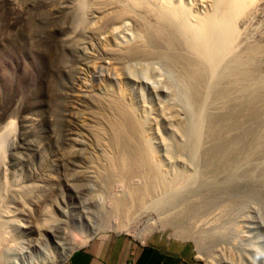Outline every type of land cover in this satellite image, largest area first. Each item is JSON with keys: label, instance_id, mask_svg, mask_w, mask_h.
<instances>
[{"label": "rangeland", "instance_id": "obj_1", "mask_svg": "<svg viewBox=\"0 0 264 264\" xmlns=\"http://www.w3.org/2000/svg\"><path fill=\"white\" fill-rule=\"evenodd\" d=\"M76 1L0 0V132L4 127L9 128L0 156V232L3 231L5 236V245L16 249L13 252L17 253V259H21L20 253L32 256L40 255L42 251L61 253V250L71 249V254L90 242L117 236L135 243H184L190 248L195 264H264V190H261L264 187L260 178V183L256 180L261 191L257 189L256 180L248 184L241 181L244 183L241 184L242 188L238 182L233 187L235 189L221 192L217 197L219 202L213 199L214 196L208 198L214 200L215 205H211L213 201L209 203L208 199L204 202L196 198L200 199V203L193 202L190 196L199 194L191 191V205L188 208L187 193L177 192L180 195L175 194L177 198L171 200L173 205L170 209H182L175 218L180 222H174L175 219L172 221L171 216L167 215L169 206L165 202L158 205V212L153 209L152 203L127 209L130 204L127 202L128 184L117 174L118 169L109 166V160H115V151L107 138L111 122V114L105 107L108 97L121 98L124 106L135 111V120L144 132L147 131L143 132L145 144L156 152L153 151L154 161L163 183L170 181V184L181 174L187 176L189 181L195 178L192 185L182 182L181 186L187 185L185 188L180 189L179 184L177 187L180 192L195 190L199 185V172L203 170L202 162L194 165L196 159L193 160L188 152L187 146L192 139L190 129L187 133L184 130L189 127L183 129L194 119L186 106L188 95L180 89L181 84L177 79L182 71L173 64L171 56L167 57L164 50L159 48L153 49L151 54L134 58L129 53L123 56L120 51L115 52L114 45L127 42L129 38L126 34H133V28L129 24L115 23L113 14L109 15L110 10L106 15L101 12L104 6L101 2L106 0H98L99 3L96 0L84 1L90 15L85 17L82 25L77 18ZM115 1L116 5L120 3ZM186 1L183 0L184 3ZM192 1L185 4L189 6ZM253 5L255 7L251 6L249 16L254 19L257 15V20L250 19V16L237 27L240 34L237 45L240 46H236L237 51L239 47L240 50L236 53L239 54L246 52L248 47L264 46V0H253ZM248 21L253 24H248ZM242 55L240 61L247 57L245 53ZM262 55L264 53L258 57L261 59ZM146 56L153 59H145ZM245 59L243 62L249 61ZM261 60L263 63L259 60L261 64L258 61L255 65L259 73H264V57ZM104 66H108V70ZM174 113L176 117L172 116ZM178 137L183 139L182 143ZM166 142H169L170 147L168 143L166 146ZM180 144L183 153L174 152ZM203 144L201 142V146ZM166 147L171 150L169 155ZM176 153L182 155L179 157ZM257 159L253 165L257 175L261 176L258 169L264 170V162L261 164L264 158ZM91 160H94V164ZM255 163H259L258 166ZM242 164V171L250 165L249 161L247 166ZM90 165H94L97 171L93 169L94 177L86 178L84 170ZM238 168V171L244 172ZM99 173L103 177L101 180L95 177ZM220 195H224L226 200ZM150 197L155 199L158 196ZM224 201L231 208L228 206L221 213L216 209V203L220 205ZM144 210L147 211L145 214ZM110 224L124 227L114 232L107 229ZM179 225L187 228L191 225L195 235L204 230L210 233L207 236L208 233H200L206 236L204 242L200 241L205 244V247L200 248L201 255L197 252L199 249L195 242L185 238L187 234L181 237L176 233L175 227ZM90 232L96 234L86 244H82ZM68 258L47 264H61Z\"/></svg>", "mask_w": 264, "mask_h": 264}, {"label": "bare ground", "instance_id": "obj_2", "mask_svg": "<svg viewBox=\"0 0 264 264\" xmlns=\"http://www.w3.org/2000/svg\"><path fill=\"white\" fill-rule=\"evenodd\" d=\"M84 1L86 0L76 1V4L78 6L77 12L79 13V15H77L79 17L77 18H79V23L82 22V25H83V20H85V17H87L89 14L87 13L89 11L86 10L87 9L85 5L86 2ZM96 1L98 2V0ZM106 1L101 2L104 5L102 6L101 4L102 7L100 6L101 12H104L106 15V12H109L108 10H110L109 15H111V13L113 14L112 19L115 23H120V24L123 23L126 25L129 24L134 31L133 34L130 33L126 34L128 35L129 40L127 42L124 41L125 44L117 42L114 45L116 50L115 52L120 51V54L123 56L129 53L131 57L134 58L141 55L144 56L145 54H151L152 52H154L153 49L155 48H157V50L163 49L165 55H168L167 57L171 56L170 58H172V61H174L173 64L174 63L176 64L177 69L178 67L181 69V70L179 69L180 71H182L180 72L181 75H178L179 78L177 79L179 81V85L181 84L180 89L181 90L183 89L182 90L183 93L188 95L187 100H185L187 101L186 106H188V110H191L190 116L191 118L193 117L194 119L190 123V125L183 126L184 127L183 129L189 127L184 131H186L187 133V131H189L190 129V132L192 134L190 135L192 139L189 137V141L191 139L190 141L191 143L189 146H187V148L189 150L188 152H190L191 154L189 155L192 156L193 160L195 158L196 162L195 164L191 161L190 162L196 165L199 164L201 161L203 166L202 167L203 170L199 172V177H198L199 185L195 190H181L180 192L179 188L177 187L179 184L181 189V187L185 188L189 184L192 185L195 180V178H193V180L191 179L192 180L191 182V180L189 181V178H187V176H183V174H181L182 176L178 175V177L175 178L177 180L172 181L170 184H169L170 181L168 183H163L164 181L161 176V172L158 169V165L155 164L154 161L153 153L155 151L153 148L152 149L154 152L150 150L151 148L149 149V147L147 146V144H145L143 139V134L147 131L144 132L143 129L141 128V125L135 120L134 118L135 115H133L135 111L132 112L133 109L131 110L127 108V106H124L125 104L123 105V103H121L120 101L121 98H117L118 96L115 97L118 100L113 99L114 96L111 94L113 98L108 97V100L105 103V107L107 111L111 114V122L109 125V132H107V138L110 146L115 151L114 154L115 160L114 161L109 159L108 160L110 162L109 166L110 167L114 166L116 169H118L117 174H120L124 178V181L128 184L127 187L129 189V192L127 195L129 196V200L127 202L130 204L127 205V209L129 210L133 208L134 205L136 208H139L143 206L142 205L143 203L147 205L152 203L151 205L153 206V209L157 210L156 212H158L159 209L158 205L159 204L162 205L161 202H165V204L167 203L169 206L168 207L169 210H167L166 208L167 215L171 216V220L173 221L177 217V215L179 216L180 212L182 211V209L179 207L176 210L170 209L172 208L173 205L171 200H173L175 194L180 195L181 193H185V194L187 193L188 195L187 198H189V194L191 191H195V192L197 191L199 195L190 194L191 195L190 197L194 199L193 202L199 201L200 199L204 202H207V199L210 197L212 199L213 196H214L213 198L214 200L215 198L217 199V197H219V194L221 192H225L235 187L236 185L239 184L238 182H240L239 185L241 186V184L243 183L241 181H244L246 184H248L257 179L258 182L260 183L259 181L260 178V180H262L261 185H263L264 187V175L262 172L264 170L262 169L261 171V169L256 168L260 170L259 172H261L262 174L261 176H258L257 175L258 172H255V166L253 165L254 164L253 161L255 162L258 161L259 158L257 159V157H260L261 159L264 158L263 157L264 156V73H259V71H257L256 69L257 66L255 65L256 63H258L259 60L262 62L261 59L264 56L262 55L263 57L261 59L259 57H261V54L264 53V46L257 45L255 47H248V49H245L246 52L244 51V53L245 56L247 57L246 59L245 58L244 59L247 60L248 58L249 60L248 62L251 63H248L246 61L243 62L244 59L242 61L239 60V57L240 59H242L240 55L244 54L242 51H241L242 54L236 53L239 52L240 50L239 47V50L237 51L238 48L237 46H240L237 45L238 37H240L237 27H239V25H242V23H244V21L251 16V15L249 16V12L252 7H255L253 5V0H193L189 6L187 4L189 3L190 0L187 1L184 0L186 1L185 3L188 2L187 4H185L183 0H117L120 1L118 5H116L115 0H114L115 3L113 2V0L112 1L109 0L107 2ZM112 8H114V11H112ZM254 15L255 14H253V17ZM256 16L257 15H255V17ZM255 17L253 19L251 16L250 19L256 21L257 19H255ZM102 20L103 19H101L100 22ZM250 23L251 22H249L248 24ZM251 24H253V22ZM244 25L243 27L245 28L246 25L245 26ZM79 28L80 27H78V29ZM106 28L104 30H106ZM253 37L254 36H252V38ZM237 54L239 56H237ZM130 55L128 56L130 57ZM128 56H126L127 59ZM147 56L145 57V59L146 58L148 59ZM155 56L156 55L154 53V57ZM256 56L259 57L257 58ZM126 57L123 59H126ZM150 58L153 59V57H149L148 60H151ZM254 58L258 60H255ZM140 59H144V57L143 58L141 57ZM260 61L258 64H261ZM107 67L105 68L107 69ZM179 70H177V72ZM143 105L142 107L145 108V105L144 106ZM210 110L213 112H210ZM175 115L176 114L174 113V115L172 116ZM186 124H188V122ZM8 131L9 128L6 127L5 129L4 127L0 132V156L2 154V150H3L2 148L5 144ZM190 132L188 134H190ZM188 134H186V136ZM179 139L182 140L180 141L182 143L183 139L182 138ZM205 139H208V141H206ZM145 141H147L146 138ZM186 141L188 142L187 139ZM201 142L204 143L202 146H201ZM167 143L168 146L170 147L169 142H166V146ZM171 143L173 144L174 142ZM182 148L183 146H181L180 144L179 147L174 149V152L183 153L181 152ZM166 149H168V147H166ZM169 151L171 150L169 149L166 150L167 154ZM174 152H171V154H173ZM176 154H178L176 156L179 157L180 155H182V154L179 155V153ZM252 158H254V160H252ZM92 161H93L92 164H94V160H91V162ZM247 161H249L250 165L249 167H247V169L245 167L246 170H243L244 171L243 172L242 168L244 166L241 167L243 165L242 163L246 164ZM263 162L264 159L261 161V164ZM240 164L242 165L240 166ZM258 164H256V166H258ZM93 166L91 167L90 165L87 168V170H84V172H86V178L94 177L95 171L93 169H95V166L94 167ZM237 166L240 167L238 168ZM245 166H247V164ZM237 168L238 169L241 168L240 170L243 173L238 171ZM97 175L98 176H95L96 178H100V180L103 178L100 173ZM182 182L183 183L185 182V184L187 183V185H183L184 187L181 186L183 184ZM257 183H255V186L257 185ZM259 183L257 186L260 185ZM257 189L258 191H261L262 189L264 190V188H261V190H259L260 186L257 187ZM177 192L180 194H178ZM229 194L231 195L232 193L230 192ZM153 195L158 197H155V199H153L150 197ZM228 196L226 197L227 199ZM221 197L225 199L224 195ZM196 198H200V199L197 200ZM211 199H208L209 203ZM218 199L217 202L220 201ZM236 199L238 200L239 196ZM214 200H211L213 201L211 205L214 204ZM228 201L229 199L227 200V203ZM231 201L233 200L231 199ZM234 201L236 200L234 199ZM197 203H200V201ZM186 204L187 206L189 204L191 205L190 198L188 199V201H186ZM218 204L219 203H216V209L221 213L225 212L226 208L230 206V205H226L225 201L220 203V205ZM234 205H236V203L232 204V206ZM186 211L189 212L188 210ZM210 211L212 212L213 209ZM232 211L233 210H231V212ZM145 212L147 211L144 210V214ZM164 212L165 211L163 210V213ZM174 213H175V217L173 218ZM182 214L180 216H182ZM207 214L209 215V213ZM164 216H166V213L164 214ZM232 217H236V215ZM151 219L154 218H150L149 220ZM158 219L160 220V218ZM186 219H190V218H186ZM176 220L177 219H175L174 222L179 221ZM190 220L188 222H190ZM157 221L158 220L156 219V222ZM190 223H192V221ZM161 224L162 223H160V225ZM180 224L183 223L181 222ZM192 224H194V222ZM104 226H108V225H104ZM179 226L178 228L180 230L176 227H175L176 230L175 229L173 230H175L176 233H178V235H180L181 237L182 234H187L185 238L191 239L193 242H195L196 247H198L199 249V251L197 252L200 253L199 255H201L200 248H202V246H204L205 244L201 243L200 241L204 242L205 241L204 239H206V236L209 235L210 233L204 230L203 232H205V234L206 233L208 234H206V236L204 235L203 237V235L200 234V233L203 234V232H200L199 234L197 233V235H195L194 228H193L194 231L193 232L191 225H188L189 227L191 226V228L189 227L187 228V226L185 227L184 225L182 226V228ZM123 227L119 225L114 226L112 224L111 226L106 228L110 231L119 232L120 230H122ZM96 231L97 230H95L94 232ZM94 232H90L87 236L85 235L86 237L83 239L84 241L82 242V244L83 243L86 244L87 241L96 234ZM4 237L5 236L3 235V231H1L0 232V264H47L48 262L58 261V259L60 258L62 260H66L71 252V249L65 250L64 252H62L61 250V253H57L53 251L42 253L43 252L42 251L40 255H32V256H26L23 253H20L22 255L21 256L18 253L21 256V259L20 258L17 259L18 258L17 255L15 256V254L17 253L13 252L16 249H12L10 245L6 246Z\"/></svg>", "mask_w": 264, "mask_h": 264}, {"label": "crops", "instance_id": "obj_3", "mask_svg": "<svg viewBox=\"0 0 264 264\" xmlns=\"http://www.w3.org/2000/svg\"><path fill=\"white\" fill-rule=\"evenodd\" d=\"M61 264H195L190 248L176 241L135 243L121 237L102 238L70 254Z\"/></svg>", "mask_w": 264, "mask_h": 264}]
</instances>
